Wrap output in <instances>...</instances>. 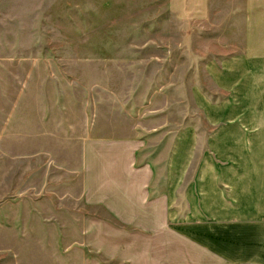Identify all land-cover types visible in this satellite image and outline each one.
Masks as SVG:
<instances>
[{"label":"rangeland","instance_id":"1","mask_svg":"<svg viewBox=\"0 0 264 264\" xmlns=\"http://www.w3.org/2000/svg\"><path fill=\"white\" fill-rule=\"evenodd\" d=\"M248 123L264 0H0V264L173 253L150 191L174 138Z\"/></svg>","mask_w":264,"mask_h":264},{"label":"crops","instance_id":"2","mask_svg":"<svg viewBox=\"0 0 264 264\" xmlns=\"http://www.w3.org/2000/svg\"><path fill=\"white\" fill-rule=\"evenodd\" d=\"M205 129L175 137L153 179L165 219L155 239L175 251L138 254L143 264H264V125Z\"/></svg>","mask_w":264,"mask_h":264}]
</instances>
